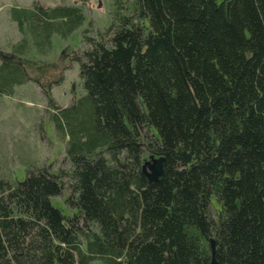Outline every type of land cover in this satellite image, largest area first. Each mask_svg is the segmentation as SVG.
I'll list each match as a JSON object with an SVG mask.
<instances>
[{
  "label": "trees",
  "instance_id": "trees-1",
  "mask_svg": "<svg viewBox=\"0 0 264 264\" xmlns=\"http://www.w3.org/2000/svg\"><path fill=\"white\" fill-rule=\"evenodd\" d=\"M20 11L45 49L85 23L79 6ZM111 16L68 55L70 105L36 73L66 155L17 180L0 154V264H210L211 239L218 264H264V0H114ZM0 54L3 96L30 74Z\"/></svg>",
  "mask_w": 264,
  "mask_h": 264
},
{
  "label": "rangeland",
  "instance_id": "rangeland-1",
  "mask_svg": "<svg viewBox=\"0 0 264 264\" xmlns=\"http://www.w3.org/2000/svg\"><path fill=\"white\" fill-rule=\"evenodd\" d=\"M34 1L0 0V52L15 55L30 74L23 84L15 85L13 93L0 96V154L8 158L10 173L17 180L24 179L31 161L53 163L58 169L66 155L67 138L61 137L51 121L52 110L42 86L34 80L36 73L45 70L43 83L59 107L70 105L74 94L80 97L84 91L79 65L70 56L83 48L85 34L106 37L114 3V0H40L45 7L79 6L85 14L81 28L66 39L53 34L49 48L45 49L30 35L27 24L21 29L17 20V13L31 9ZM2 61L0 54V70ZM53 203L68 214L63 198H54Z\"/></svg>",
  "mask_w": 264,
  "mask_h": 264
},
{
  "label": "water",
  "instance_id": "water-1",
  "mask_svg": "<svg viewBox=\"0 0 264 264\" xmlns=\"http://www.w3.org/2000/svg\"><path fill=\"white\" fill-rule=\"evenodd\" d=\"M163 161H164V159H161V158L160 159H152L151 161H148L145 163L144 170L149 169V171H150L149 176L151 178L157 179L164 174ZM210 243H211V249H212V254H213L210 264H218V262L216 261L215 256H214L215 250H216L215 241L213 239H211Z\"/></svg>",
  "mask_w": 264,
  "mask_h": 264
}]
</instances>
